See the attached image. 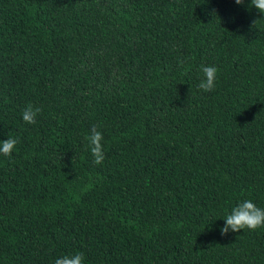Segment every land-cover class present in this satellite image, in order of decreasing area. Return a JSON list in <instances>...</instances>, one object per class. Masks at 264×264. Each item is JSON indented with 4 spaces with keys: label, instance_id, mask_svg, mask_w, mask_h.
I'll return each mask as SVG.
<instances>
[{
    "label": "trees",
    "instance_id": "trees-1",
    "mask_svg": "<svg viewBox=\"0 0 264 264\" xmlns=\"http://www.w3.org/2000/svg\"><path fill=\"white\" fill-rule=\"evenodd\" d=\"M201 65L218 69L210 92ZM8 137L0 264H264V226L220 233L243 200L264 208V14L250 0H0Z\"/></svg>",
    "mask_w": 264,
    "mask_h": 264
},
{
    "label": "clouds",
    "instance_id": "clouds-1",
    "mask_svg": "<svg viewBox=\"0 0 264 264\" xmlns=\"http://www.w3.org/2000/svg\"><path fill=\"white\" fill-rule=\"evenodd\" d=\"M237 5L243 4L244 0H235ZM250 4L254 6L259 13L264 14V0H250ZM200 72L203 79L200 80L198 88L204 92H210L216 87L218 69L212 65H201ZM41 112V108L28 104L23 112L22 119L28 124H35L36 117ZM88 142L94 164H102L105 159L103 134L98 130V125H93L90 132L85 135ZM18 140L14 137H8L0 141V155L11 156L16 148ZM224 218V225L220 228L221 235H226L230 230L239 232L245 228L256 230L264 226V208L258 207L250 199H245L232 208L231 212ZM84 253L77 252L73 255H64L57 258L54 264H83Z\"/></svg>",
    "mask_w": 264,
    "mask_h": 264
}]
</instances>
